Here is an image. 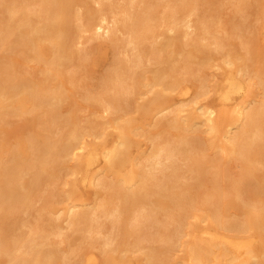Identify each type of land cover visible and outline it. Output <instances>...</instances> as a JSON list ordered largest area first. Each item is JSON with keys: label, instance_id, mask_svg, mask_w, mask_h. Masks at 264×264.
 I'll use <instances>...</instances> for the list:
<instances>
[{"label": "bare ground", "instance_id": "bare-ground-1", "mask_svg": "<svg viewBox=\"0 0 264 264\" xmlns=\"http://www.w3.org/2000/svg\"><path fill=\"white\" fill-rule=\"evenodd\" d=\"M223 2L0 0V264H264V0Z\"/></svg>", "mask_w": 264, "mask_h": 264}, {"label": "rangeland", "instance_id": "rangeland-1", "mask_svg": "<svg viewBox=\"0 0 264 264\" xmlns=\"http://www.w3.org/2000/svg\"><path fill=\"white\" fill-rule=\"evenodd\" d=\"M222 2L224 1V0H221ZM230 2V0H227V2ZM224 2L226 3V4H224ZM223 2V7H222V10H221V12H223L224 11V13H221V24H219L220 25V27H217L216 25L214 26V28H216V32H217V30H221V31H225V30H227V28H228V30L227 31H229L228 33H232L233 32V30H231L229 27L230 26H228L227 24H229L228 23V21H229V19L228 18H230L231 17V15L233 14V7H231V5L232 4H230L229 2H228V4L229 5H227V2H226V0ZM200 6V5H199ZM202 7V6H201ZM200 7V9H199V12H201V13H203V11H201V8ZM203 10H204V8H203ZM205 11V10H204ZM200 13V14H201ZM205 14H207V13H205ZM223 14V15H222ZM230 14V15H229ZM196 16L197 15H193V18H196ZM225 16V17H224ZM255 17H256V15L254 14V13H251L250 15H248V18H249V21H254V19H255ZM226 19V20H225ZM228 19V20H227ZM226 25V26H225ZM191 29H194V28H191ZM219 33V32H218ZM222 33H224V32H222ZM90 33L88 32V33H85V37L83 38V43H81L80 45L82 46V47H84V46H86L90 51H91V55L93 56L92 57V60H91V64L89 63L88 65V71H89V78H86L91 84H94L95 82L97 83L98 82V80L96 81V79H97V77L100 75V73H101V71L107 66V64H108V62H109V58L108 57H110V52H109V50H108V45H106L107 43H105V42H107V40H104V38H101V37H94V38H90V40H88L89 39V37L91 36V34L89 35ZM219 34H221V33H219ZM120 35V34H119ZM261 35H262V37H261ZM261 35H260V37L259 38H261L259 41H260V44H261V46H263L264 45V33H261ZM87 37V38H86ZM100 40H99V39ZM263 39V40H262ZM88 40V42H86ZM96 40V41H95ZM92 42V43H91ZM262 42V43H261ZM103 43H105L104 45H103ZM263 44V45H262ZM88 45V46H87ZM101 45H102V47H101ZM90 46V47H89ZM94 46V47H93ZM97 48H96V47ZM264 47V46H263ZM106 48V49H105ZM95 49H97V50H95ZM104 49V50H103ZM93 50V51H92ZM95 50V51H94ZM103 51V52H102ZM105 51V52H104ZM108 51V52H107ZM93 52H94V55H93ZM45 53H46V55H48L47 54V51H45ZM105 53H106V55H105ZM108 53V54H107ZM95 54H96V56H95ZM101 54H104L105 55V57H104V55H101ZM97 58V59H96ZM152 61H154V60H151L150 62H151V64H150V62H148L147 63V68L148 69H154L155 67H156V62H152ZM94 62H96V63H94ZM32 65H34L33 63H31ZM93 64V65H92ZM150 65V66H149ZM150 67V68H149ZM215 67V66H214ZM214 67H211L209 70H206L207 72H208V76H210V73H212L211 74V78L210 79H213L212 77H214V79L217 77V79H215V81H219L220 82V80H222V75L224 76L225 75V73H226V71H227V69H222V68H220V67H218L219 68V71H215V70H218V68H214ZM90 69H91V71H90ZM146 69V68H145ZM224 71H222V70ZM226 70V71H225ZM81 70H79L78 72H76V73H78L77 75H75L74 77H75V82L77 83H75V85L73 84V87H75V88H78L77 86H79V85H81V83L79 84L78 83V81H77V79L79 78L78 76H82L83 75V73L82 72H84V71H81ZM97 72V73H96ZM100 72V73H99ZM75 73V74H76ZM81 73V74H80ZM216 75V76H215ZM73 77V78H74ZM78 77V78H77ZM219 77V78H218ZM214 79L212 80V81H214ZM87 81V82H88ZM214 81V82H215ZM185 83L187 84V85H189L190 86V95H186V96H184L183 94H180V93H178V92H174V93H172L171 94V98L173 99V100H175V101H178V102H181V101H183V100H187V99H189L190 97H191V95L193 94V90H192V88H191V86H192V82L188 79V80H186L185 81ZM80 87V86H79ZM71 89H74V88H71ZM81 90H82V87L80 88ZM79 88H78V92L76 91V89H75V92H74V95H73V97L75 96L76 97V94L78 95V93L81 91ZM72 91V90H71ZM77 92V93H76ZM73 93V92H72ZM132 94V93H131ZM130 94V95H131ZM180 94V96L181 95H183V97H180V96H178ZM129 95V97H130V101H132L133 103L135 102V101H133V99H138L137 97H138V95L136 96V94L135 93H133L131 96ZM136 96V97H135ZM147 97V96H146ZM146 97H145V99H146ZM179 97V98H178ZM148 98H149V95H148ZM147 100V99H146ZM148 102H149V100H148ZM202 103H204V104H211V105H213L214 107H216V108H218V110H220L221 108H222V110H220V111H223V109H224V111L223 112H225L226 114H228L229 112H230V109L232 108V105L231 104H226V103H224V102H222L220 99H219V97H218V95L215 93V92H211L210 94H209V96H207L205 99H203L202 100ZM133 105V104H132ZM149 105V104H148ZM222 106V107H221ZM227 106V107H226ZM224 107V108H223ZM229 107H230V109H229ZM226 108V109H225ZM228 112V113H227ZM139 116H138V115ZM149 114V113H148ZM147 114V117H145L144 118V116H146V115H141L140 113H136L135 115H136V117H137V119L139 120L140 119V122H146V120L147 121H149L150 120V118H151V114L150 115H148ZM149 117V118H148ZM144 118V119H143ZM144 120V121H143ZM24 120H21V122H19V120H16V118H13L12 120H11V122H10V124H7L6 126H5V128H6V131H5V133H6V136H7V133H8V136L7 137H9V139L12 141V140H14L15 138H16V136L18 135V134H20V127H18V125L19 126H21V128L23 127V125H20V123L21 124H24ZM18 124V125H17ZM204 127V129L206 128L205 126H203ZM3 129H4V126H3ZM5 130V129H4ZM15 131V132H14ZM17 134V135H16ZM16 135V136H15ZM113 135H114V133L110 136V138H112L113 137ZM203 135V134H202ZM205 135H207V136H205ZM14 136V137H13ZM208 136H209V134L206 132V134L204 133V135H203V137L204 138H208ZM145 139H143V140H141V142H140V144H141V146H145L146 145V143H148V141H146V143H145ZM137 149V147H134L133 148V150H136ZM100 161H102V160H100ZM100 161H99V163H98V167H100V166H102L103 165V161L100 163ZM239 167H238V165H236L235 167H234V169L235 170H237ZM81 181V180H80ZM79 180H76V188L75 189H77L76 190V195L77 196H82L83 198H86V201H87V199H88V201H90V200H92L93 199V195H94V191H95V188H94V186L93 185H88V184H83L82 182H80ZM62 185V184H61ZM86 185V186H85ZM63 187L62 188H67L68 187V184H64V185H62ZM60 241V240H59ZM61 244H62V246H61ZM61 244L60 245H58V246H60L61 248L63 247V248H65L64 246H66V244L65 243H63V242H61ZM93 248H95V247H93ZM92 249V248H91ZM98 248L96 247V250H97ZM92 250H94V249H92ZM95 250V251H96ZM97 252H98V250H97ZM135 258V257H134Z\"/></svg>", "mask_w": 264, "mask_h": 264}]
</instances>
